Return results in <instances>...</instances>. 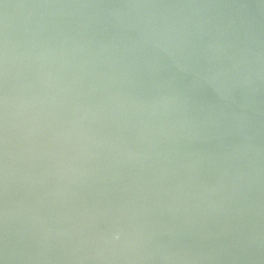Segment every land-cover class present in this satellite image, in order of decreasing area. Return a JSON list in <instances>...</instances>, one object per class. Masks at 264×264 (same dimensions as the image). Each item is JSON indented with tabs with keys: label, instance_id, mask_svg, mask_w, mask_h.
I'll use <instances>...</instances> for the list:
<instances>
[{
	"label": "water",
	"instance_id": "1",
	"mask_svg": "<svg viewBox=\"0 0 264 264\" xmlns=\"http://www.w3.org/2000/svg\"><path fill=\"white\" fill-rule=\"evenodd\" d=\"M0 264H264V0H0Z\"/></svg>",
	"mask_w": 264,
	"mask_h": 264
}]
</instances>
